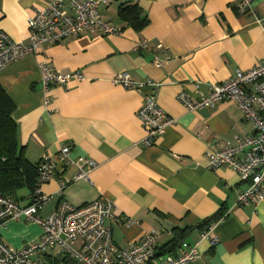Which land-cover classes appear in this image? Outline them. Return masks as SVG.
<instances>
[{
	"label": "crops",
	"instance_id": "crops-1",
	"mask_svg": "<svg viewBox=\"0 0 264 264\" xmlns=\"http://www.w3.org/2000/svg\"><path fill=\"white\" fill-rule=\"evenodd\" d=\"M51 1L0 0V30L28 45V18ZM239 1L113 0L100 5L99 12L121 28L120 34L86 33L44 44L37 54L0 72V84L16 105L13 118L27 160L56 159L63 147H70L71 163L58 167L41 188L52 197L41 216L63 201L78 207L110 201L115 206V219L109 222L115 245L126 249L155 231L157 253L164 257L179 253L180 248L165 252L175 229H188L184 242H198L204 232L196 227L225 209V217L213 224L219 244L211 248L201 241L198 264H264V204L256 210L240 207L238 196L247 185L239 174L226 167L208 169L209 154L236 138L255 135L254 123L232 101L189 111L178 99L183 92L194 100L207 96L212 85L230 80L236 71L264 64V0H253L249 13L238 11ZM124 4L142 9L148 19L143 30L119 19ZM65 10H71L69 3ZM141 42L147 47L137 49ZM43 64L62 73L80 72L85 81L55 86L46 94ZM119 73L159 85L157 103L175 122L153 146L143 144L146 132L138 117L153 89L115 85L112 78ZM86 158L97 167L89 180H76V163ZM29 193H17L21 205L29 203ZM0 237L21 249L41 237V228L9 221ZM47 260L78 264L56 252Z\"/></svg>",
	"mask_w": 264,
	"mask_h": 264
},
{
	"label": "built area",
	"instance_id": "built-area-1",
	"mask_svg": "<svg viewBox=\"0 0 264 264\" xmlns=\"http://www.w3.org/2000/svg\"><path fill=\"white\" fill-rule=\"evenodd\" d=\"M113 0H53L43 9L35 11L27 20L30 43L25 45L13 41L0 30V72L17 60L37 54L44 44H58L70 37L86 33L104 36L121 33V28L104 20L99 12L102 4ZM66 3L71 6L65 10ZM253 0H240L238 11H252ZM141 42L138 48H146ZM155 64L161 62L155 58ZM42 85L46 94L55 86H67L72 81L84 82L80 72L62 73L42 65ZM112 83L123 88L141 89L151 87L139 110L146 137L143 144L153 146L164 135L174 120L159 107L156 90L159 85L153 81L135 82L128 73H119ZM179 101L189 110L214 108L224 101H232L244 113L245 119L255 125L256 134L246 138H236L222 149L209 154L208 169L216 171L226 167L236 171L247 189L239 194L238 205L256 210L264 204V64L248 71L238 70L234 76L221 84L211 86L210 93L192 99L188 93L178 96ZM49 104L48 98L46 105ZM71 163L70 147L61 149L58 158L50 156L42 159L37 186L29 196V203L21 205L12 197L0 193V229L9 221L35 223L41 228V237L21 249H14L0 237V264H54L47 260L51 252H56L66 261L78 264H198L201 260L199 245L207 241L211 248L219 244L212 225L195 243L184 242L176 255L161 256L157 253L159 235L153 231L126 249H119L112 237L109 222L115 219V206L102 199L83 206H74L63 201L48 216H41L44 207L52 197L45 195L41 188L56 175L58 167ZM76 180H89V174L97 167L92 159H81L76 163ZM79 245V247H77Z\"/></svg>",
	"mask_w": 264,
	"mask_h": 264
},
{
	"label": "trees",
	"instance_id": "trees-1",
	"mask_svg": "<svg viewBox=\"0 0 264 264\" xmlns=\"http://www.w3.org/2000/svg\"><path fill=\"white\" fill-rule=\"evenodd\" d=\"M118 17L136 31L143 30L148 24L147 17L138 5H121ZM15 110L14 101L0 84V193L18 201L19 190L27 189L30 196L36 189L42 160L34 164L25 157L18 141V126L13 118ZM224 217L225 209H222L196 229L203 233ZM187 232L188 229H175V236L166 245L165 252L176 253L184 243Z\"/></svg>",
	"mask_w": 264,
	"mask_h": 264
},
{
	"label": "rangeland",
	"instance_id": "rangeland-1",
	"mask_svg": "<svg viewBox=\"0 0 264 264\" xmlns=\"http://www.w3.org/2000/svg\"><path fill=\"white\" fill-rule=\"evenodd\" d=\"M27 192H28V191H27L26 189H21V190L18 191V194H19V195H25V194H27ZM77 247H78V246H77Z\"/></svg>",
	"mask_w": 264,
	"mask_h": 264
}]
</instances>
